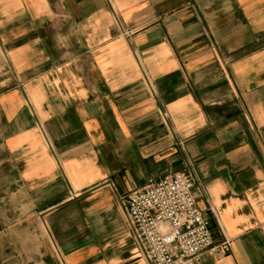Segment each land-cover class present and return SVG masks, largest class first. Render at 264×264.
Masks as SVG:
<instances>
[{
    "label": "crops",
    "instance_id": "0c3cea01",
    "mask_svg": "<svg viewBox=\"0 0 264 264\" xmlns=\"http://www.w3.org/2000/svg\"><path fill=\"white\" fill-rule=\"evenodd\" d=\"M190 168L197 264H264V0H0V264H147L120 199Z\"/></svg>",
    "mask_w": 264,
    "mask_h": 264
},
{
    "label": "built area",
    "instance_id": "2783aa9c",
    "mask_svg": "<svg viewBox=\"0 0 264 264\" xmlns=\"http://www.w3.org/2000/svg\"><path fill=\"white\" fill-rule=\"evenodd\" d=\"M196 182L190 168L149 180L121 197L133 244L147 264H197L204 251L215 258L230 252L226 237L215 242L214 231L197 206Z\"/></svg>",
    "mask_w": 264,
    "mask_h": 264
},
{
    "label": "rangeland",
    "instance_id": "374dc122",
    "mask_svg": "<svg viewBox=\"0 0 264 264\" xmlns=\"http://www.w3.org/2000/svg\"><path fill=\"white\" fill-rule=\"evenodd\" d=\"M124 196V195H123Z\"/></svg>",
    "mask_w": 264,
    "mask_h": 264
}]
</instances>
